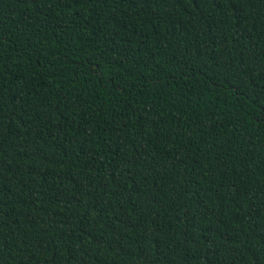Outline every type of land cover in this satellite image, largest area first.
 Here are the masks:
<instances>
[{"label":"trees","instance_id":"obj_1","mask_svg":"<svg viewBox=\"0 0 264 264\" xmlns=\"http://www.w3.org/2000/svg\"><path fill=\"white\" fill-rule=\"evenodd\" d=\"M0 264H264V0H0Z\"/></svg>","mask_w":264,"mask_h":264}]
</instances>
